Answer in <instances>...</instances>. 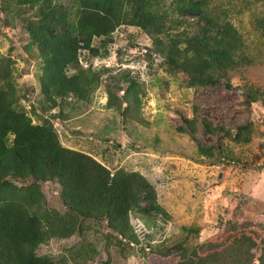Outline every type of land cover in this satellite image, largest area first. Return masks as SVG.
Returning <instances> with one entry per match:
<instances>
[{"label": "rangeland", "instance_id": "obj_1", "mask_svg": "<svg viewBox=\"0 0 264 264\" xmlns=\"http://www.w3.org/2000/svg\"><path fill=\"white\" fill-rule=\"evenodd\" d=\"M183 2L203 4L209 17L239 31L230 45L236 64L225 63L226 70L202 82L169 65L142 27L123 24L108 38L93 39L98 55L80 47L77 61L64 68L68 78L82 73L93 82L82 98L75 92L60 95L61 89L49 85L53 61L41 54L29 30L40 5L0 0V67L11 75L15 109L33 125L50 127L63 147L91 157L112 175L143 176L161 207L130 215L135 240L114 232L105 219L79 214L69 233V225L56 227L71 212L62 185L39 182L46 202L42 221L52 231L37 256L66 264H179L182 256L196 263L208 254H237L249 264H262L264 0H160L155 11L164 23L158 40L163 48L176 38L184 49L186 36L198 29L199 15L178 12ZM52 3L69 9L70 20L77 21L74 0ZM186 120L196 126L191 130ZM204 121L212 124L210 132ZM240 127L241 136L234 139ZM14 138L9 135L8 143ZM247 238L256 244L250 254Z\"/></svg>", "mask_w": 264, "mask_h": 264}, {"label": "trees", "instance_id": "obj_2", "mask_svg": "<svg viewBox=\"0 0 264 264\" xmlns=\"http://www.w3.org/2000/svg\"><path fill=\"white\" fill-rule=\"evenodd\" d=\"M159 1L74 0L72 8L78 10V19L72 22L66 7L54 5L52 0H30L31 4L35 2L40 6L29 30L34 40H38L41 54L53 61L48 69L49 85L53 89H61L60 95L75 92L86 98L88 91L83 89L88 90L93 82L82 73L68 78L63 70L69 63L77 61L80 47L98 55L99 49L92 47L93 39L108 38L123 24L142 27L154 36L155 49L164 55L169 65L177 71L190 73L202 82L226 70L225 63H237L230 45L236 44L239 31L230 23L222 24L209 17L205 6L200 3L183 2L178 9L182 16H200L198 29L185 38L186 47L180 49L176 38H172L169 47H161L162 42L158 40L164 23L158 11H155ZM58 32L65 35H57ZM79 35L84 38H79ZM15 101L11 75L0 67V264H66L36 254L37 248L48 241L52 231L42 221L46 202L37 183L50 180L60 182L64 198L68 200L67 206L71 208L66 223L56 227L67 228L69 225V233L74 232L79 214L86 219H105L114 232L135 240L130 215H148L161 210L153 185L139 174L119 171L112 175L91 157L63 147L50 127L33 125L24 114L18 112L14 107ZM109 106L113 108L115 105L110 101ZM120 109L121 105L117 110ZM186 123L191 130L196 126L194 121L186 120ZM203 125L207 132L211 131V123L204 121ZM241 131L240 127L233 138H239ZM226 134L231 136L230 132ZM9 135L15 137L12 144L8 143ZM30 179L35 181L31 186H19L20 181ZM58 219L60 221V217ZM244 240L247 241L246 253L250 254L256 244L252 238ZM236 255L216 258L208 254L196 263L182 256L184 262L179 264L250 263L249 259L243 260Z\"/></svg>", "mask_w": 264, "mask_h": 264}]
</instances>
